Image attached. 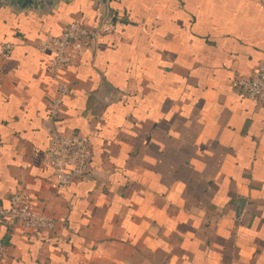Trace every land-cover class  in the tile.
<instances>
[{"label": "crops", "instance_id": "crops-1", "mask_svg": "<svg viewBox=\"0 0 264 264\" xmlns=\"http://www.w3.org/2000/svg\"><path fill=\"white\" fill-rule=\"evenodd\" d=\"M4 1L0 208L24 192L59 223L0 226V264H264V110L236 88L264 60V0ZM105 19L51 123L53 55L36 44ZM52 131L90 142L89 176L66 189L43 163Z\"/></svg>", "mask_w": 264, "mask_h": 264}, {"label": "built area", "instance_id": "built-area-1", "mask_svg": "<svg viewBox=\"0 0 264 264\" xmlns=\"http://www.w3.org/2000/svg\"><path fill=\"white\" fill-rule=\"evenodd\" d=\"M107 20V21H106ZM109 22V23H107ZM112 19H105L98 29H92L80 22H73L59 36H47L36 44L40 52L53 55L48 73L56 82V95L48 103V119L59 120L65 99L69 96V87L64 74L77 66L80 56L96 40L101 29L111 24ZM108 26V25H107ZM106 26V27H107ZM14 49L12 44H4L0 48V57L7 61ZM238 95L242 99L259 104L264 110V60L247 78H239L236 82ZM264 126V118H263ZM91 149L89 138L79 134H58L50 139L44 152L43 163L49 167L58 187L66 189L74 182L89 176ZM9 208H0V226L18 227L29 234L39 232L52 233L59 221L36 213L31 206V198L24 192H15L9 201ZM6 258V249L0 244V259Z\"/></svg>", "mask_w": 264, "mask_h": 264}, {"label": "water", "instance_id": "water-1", "mask_svg": "<svg viewBox=\"0 0 264 264\" xmlns=\"http://www.w3.org/2000/svg\"><path fill=\"white\" fill-rule=\"evenodd\" d=\"M72 1L74 0H5L4 3L9 7L17 9L19 13H23L28 10L34 9L38 11L40 14L48 15L57 6L63 3H71ZM89 1L100 5L103 14H106L108 0H89ZM52 133H53L52 136L56 134L54 131H52Z\"/></svg>", "mask_w": 264, "mask_h": 264}]
</instances>
